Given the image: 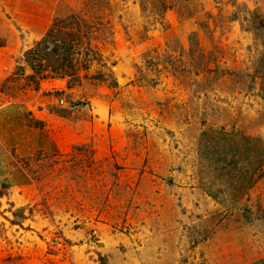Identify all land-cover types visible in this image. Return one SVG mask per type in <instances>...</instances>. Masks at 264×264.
Returning <instances> with one entry per match:
<instances>
[{"label":"rangeland","instance_id":"1","mask_svg":"<svg viewBox=\"0 0 264 264\" xmlns=\"http://www.w3.org/2000/svg\"><path fill=\"white\" fill-rule=\"evenodd\" d=\"M0 15V104L50 113L69 144L0 189V264L264 258V0H0Z\"/></svg>","mask_w":264,"mask_h":264},{"label":"crops","instance_id":"2","mask_svg":"<svg viewBox=\"0 0 264 264\" xmlns=\"http://www.w3.org/2000/svg\"><path fill=\"white\" fill-rule=\"evenodd\" d=\"M0 37L3 39L0 40L2 79L6 75L5 67L7 68L8 64L7 54L3 52L8 38L2 33ZM43 111L37 106L32 107L16 100L0 104V189L4 188V184L6 188L29 184L30 176L19 159L33 155L37 151L55 152L68 147L66 137L62 139L55 133L51 114L43 115ZM258 264H264V258Z\"/></svg>","mask_w":264,"mask_h":264},{"label":"trees","instance_id":"3","mask_svg":"<svg viewBox=\"0 0 264 264\" xmlns=\"http://www.w3.org/2000/svg\"><path fill=\"white\" fill-rule=\"evenodd\" d=\"M78 105H79V106H83V105H84V103H78Z\"/></svg>","mask_w":264,"mask_h":264}]
</instances>
